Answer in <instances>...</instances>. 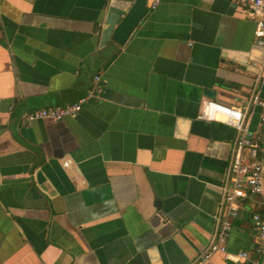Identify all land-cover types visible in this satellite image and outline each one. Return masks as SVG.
Returning a JSON list of instances; mask_svg holds the SVG:
<instances>
[{
  "label": "crops",
  "instance_id": "1",
  "mask_svg": "<svg viewBox=\"0 0 264 264\" xmlns=\"http://www.w3.org/2000/svg\"><path fill=\"white\" fill-rule=\"evenodd\" d=\"M132 1L0 0V264H186L210 238L234 129L195 114L264 96L253 19L230 0H160L117 43ZM94 74L74 115L22 119ZM255 208L264 197L241 200L228 250L252 248Z\"/></svg>",
  "mask_w": 264,
  "mask_h": 264
},
{
  "label": "built area",
  "instance_id": "2",
  "mask_svg": "<svg viewBox=\"0 0 264 264\" xmlns=\"http://www.w3.org/2000/svg\"><path fill=\"white\" fill-rule=\"evenodd\" d=\"M160 0H145L146 10L157 6ZM242 5L253 19L252 39L262 48L260 67L255 82H264V0H230ZM99 74L93 75V83L78 98L65 104H54L30 109L22 119L28 122L35 118L61 119L74 115L90 96L98 95L101 89ZM257 108L256 127L248 125L249 108ZM195 117L205 121H220L234 129L229 158L224 176L219 184V199L213 214L214 229L206 244L186 264H205L213 252H221L225 264H259L264 252V212L257 208L250 211V227L254 234L250 250L230 251L226 248L231 220L241 200L261 196L263 199V152H264V96L253 87L240 104H226L212 98L200 102ZM63 160V165L67 164Z\"/></svg>",
  "mask_w": 264,
  "mask_h": 264
},
{
  "label": "water",
  "instance_id": "3",
  "mask_svg": "<svg viewBox=\"0 0 264 264\" xmlns=\"http://www.w3.org/2000/svg\"><path fill=\"white\" fill-rule=\"evenodd\" d=\"M146 12L145 0H133L123 16L113 27L110 38L117 43H122L128 34L132 31L136 23ZM263 197H264V152H263ZM259 264H264V252L260 258Z\"/></svg>",
  "mask_w": 264,
  "mask_h": 264
},
{
  "label": "trees",
  "instance_id": "4",
  "mask_svg": "<svg viewBox=\"0 0 264 264\" xmlns=\"http://www.w3.org/2000/svg\"><path fill=\"white\" fill-rule=\"evenodd\" d=\"M259 211V210H258Z\"/></svg>",
  "mask_w": 264,
  "mask_h": 264
}]
</instances>
